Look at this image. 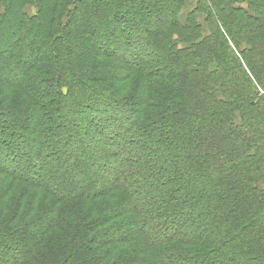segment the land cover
I'll use <instances>...</instances> for the list:
<instances>
[{
  "label": "trees",
  "instance_id": "16d2710c",
  "mask_svg": "<svg viewBox=\"0 0 264 264\" xmlns=\"http://www.w3.org/2000/svg\"><path fill=\"white\" fill-rule=\"evenodd\" d=\"M26 1L0 0V4L7 7L4 14H0V45L7 43L2 34L9 29L18 37L11 43L14 53L11 51L6 59H0V85L3 84L0 89L9 86L24 90L32 99L35 111L46 118V126L57 124L65 133V107L61 102L71 103L75 93L84 97L87 83L75 85L73 76L64 73V67L61 73L57 70L59 80L63 77L61 87L58 81L52 83L54 73L50 62L59 59L51 56L49 43L38 41L37 36H48L52 31L53 21L46 19L51 11L49 8L63 10L71 0H57V6L52 1L43 2L42 16L38 9L35 15L29 16L23 10ZM122 1L77 0L79 5L73 7L80 19L70 25V40L81 35L85 18H113L116 7L119 9L122 5L130 7L136 12L135 16L138 14L141 18V7L135 0ZM185 1L143 0V3L160 7L164 10L162 14H169ZM92 10L97 13L90 12ZM201 13L207 16L204 24L198 22ZM112 18L110 29L120 31L119 23ZM187 20L188 26L181 25L178 17L170 21L176 28L174 31L167 28L165 34H177L179 41H172L175 35L170 38L169 67L160 76L150 73L147 63L140 61L144 56L141 47H133L136 56L131 64L135 69L132 98L135 102L127 109L122 107L129 117L121 126L130 133L129 137L134 134L139 142L154 137L155 142L166 144V147L172 148L170 144L174 143L176 148L172 149L170 162L180 170V190L174 187L168 191L167 201L158 209L152 205L150 196L141 190L146 172L132 179L123 176L122 172L119 177L115 169L114 178L119 177L117 187L123 193L117 198L118 205L122 210L127 208L126 213L131 215L130 228L126 232L132 235L122 240L120 236L110 235L121 223L107 228L113 220H121L120 216H113L115 206L109 208L110 204L101 199L104 196L99 192L93 198L88 196L87 183L71 187L72 179H65L71 173L77 177L68 166L72 157L64 154L62 162H57L58 169L64 166V171L60 172L54 165L53 169H48L46 178L50 175L53 178L50 183L41 179L44 176L40 162L42 149L24 138L28 143L23 146H28L31 155L37 154L29 157L20 148H15V143L3 141L5 150L0 155V264H184L183 261L197 264L195 260L201 264H264V0H200ZM62 25L69 28V21ZM138 25L146 32L145 41L149 47L146 56L151 52L159 55L167 51V43L160 45L157 33L144 30L142 23ZM207 25L212 32L206 33ZM131 37L134 36L131 34ZM184 42L189 44L179 45ZM99 94L93 93V97L85 100L83 114H80L82 120L90 122V116L95 113L99 127H102L101 123L118 125L117 119L105 118L109 117L108 110L113 107L102 103L104 96ZM113 102L121 106L119 101ZM152 103H158L157 108L170 113L164 114L165 118L154 122L152 127L140 128L138 121L148 119L145 109L156 108ZM92 107L96 110L88 113ZM162 115L155 117L159 120ZM136 126L138 130L134 133ZM177 127L180 135L174 131ZM44 128L36 127V133L40 136L46 133ZM3 132L0 129V136ZM119 135H111V141ZM79 161L85 163L83 158ZM123 162L129 164L130 160ZM3 176L7 179H2ZM163 176L162 185L171 186L168 177ZM174 177L171 176L172 180ZM18 182L32 183L25 187L33 191L44 187L51 195L48 198L53 200L48 199L44 206V200L41 204L36 199L17 200L9 194L11 191H1L6 183L14 186ZM43 198L47 199L46 196ZM171 203L179 208L192 207L198 212L189 211L187 219L176 216L161 228V214ZM148 206H152L149 209L151 215L142 222L144 214L139 211ZM132 207L137 208L138 215L133 214ZM197 218L205 221L202 234L187 240L180 238L178 228L186 230ZM109 229L111 232L107 234ZM137 238L145 242L138 248L134 247L140 243ZM125 244L128 247H123ZM177 246L185 252L184 259L180 254H173ZM12 249L18 250L21 258L12 255ZM112 251L122 254H111Z\"/></svg>",
  "mask_w": 264,
  "mask_h": 264
},
{
  "label": "rangeland",
  "instance_id": "374dc122",
  "mask_svg": "<svg viewBox=\"0 0 264 264\" xmlns=\"http://www.w3.org/2000/svg\"><path fill=\"white\" fill-rule=\"evenodd\" d=\"M45 1H52V3L57 6V0H27L26 5L23 7V10L26 11L29 16H33L36 14V9H38L40 15L42 11L41 6ZM54 1H56V3ZM135 1L137 4H139L138 6L141 7L139 9L141 11L140 13H142L141 18L137 17L138 14L137 16H135L136 12L131 10L130 7L126 8L122 5L119 9H117L118 7H116L115 9L116 12L119 11L120 13L114 12V15H112L113 18L111 17L113 21L119 23L120 31L117 29H110L109 21L111 20V18L98 19L96 17L94 19L92 16L87 17L83 20V25L85 27L82 28L83 31H81V35L74 40H70V35L72 33V28L70 25L74 24V22L76 24V22H78V20L80 19V16L75 13L73 7L75 4L77 6L79 5L77 3V0H71L70 3L68 2V6L66 5L67 8L63 10H57V7H50L51 9L49 8V10L51 11L47 16L48 18L46 19L50 20V22L53 21V24H51L52 31L49 32L50 35L48 36L38 35L37 39L40 42L42 41L45 43H49L51 47V56L53 55V58L59 59L52 60L50 62L52 65V71L54 73V77H52V83L58 81L61 87L63 77L62 80H59L57 70H60L61 73L62 67H64V73L71 74L73 76L75 85L78 82L80 84L82 82L87 83V85H85L86 88L84 89V97L81 94L80 96H78V94L75 93V95H73V100L71 103L65 102L64 100V102H61L62 104H64L63 107H65L63 113V122H65L64 126L66 128L65 133H63L61 129L58 128L57 124L55 125L53 123L52 126H46V118L42 117L41 112L35 111L36 107L32 103V99L26 95L24 90L22 91V89L16 88L11 89L9 86L7 87V89H0V94L3 93V95L0 96V129H3L5 131L0 136V155H3L5 150L2 142L7 141L9 143H15V148H20L23 154L29 157H33L34 155L36 156L37 154L34 152V155H31V153H29L26 148L28 146H23V144L26 145L28 143L25 142L24 138H28L31 142L35 143V146L39 148V150L42 149V152L40 154L42 156L40 162L42 164L41 173L42 176H44L41 179L44 178V180L49 182L53 178L51 175L49 176V179L46 178V174L49 172L48 169H53V165L56 169H58L59 166H57V162H62L64 154L72 157L69 159L68 166L70 167V169L74 170V172L77 173V177L73 175V173H71V175H68V177L66 175L65 179H67L68 181H70L69 178L72 179L70 181V183H72L71 187H80L82 185L81 182L84 184L87 183L88 196H92L93 198L96 196V193L98 194L99 192L104 196V198L101 199L103 201L106 200V203L110 204L108 206L109 208H113L115 206L112 209L113 216L118 215L120 216L121 220H113L111 224L107 226V228H110L112 224L116 223H121V225H119V227H116L117 230L113 228L112 232L109 229L107 231V234L111 232L110 235L115 234V237L120 236L122 240L128 239L132 234L131 232H126L127 229L130 228L129 225L131 215L130 213H126L125 210H128L127 208L122 210L121 207H119L117 201L118 196L123 194L118 190L117 187V183H119L118 178L120 177V172H122L123 176H128L132 179H136V177H139L140 174L146 172L147 176L142 180L143 188L141 190L143 194H146L147 197L150 196V198L153 200L152 205L158 209L161 208L162 203H165L167 201L166 194L168 191H171V189L174 187H177L180 190L181 187L179 174L180 170L176 165L170 162V156L171 154H173L172 149L176 148L173 142L170 144L172 148L166 147V144H158L157 142H155L154 137H151V139L147 138V140L139 142L138 140H136V136L134 134L133 137H129L130 133L121 128V126L126 122L127 117H129L127 112L122 110V107H125L127 109V107L129 108L131 106L130 104L132 102H135L132 98L135 87V83H132L133 79L135 80V69L132 68L131 64H134L132 62L135 61L134 57L136 56L133 47L136 45H139L141 47L142 51L144 52V56L140 58V61L147 63V66L149 68V70H147L150 71V73H157V75L160 76L159 74L164 73L166 71V68L169 67V63L167 61L169 53L171 52L169 50V43H171L170 38L175 35L165 34L167 28L173 31L176 28L174 27V25L172 26V22L170 21L173 18L178 17L179 23H181V25L188 26L189 23L187 19L189 17V14H191L192 11L196 9L198 3L200 2V0H187L183 3L182 6H179L177 10L173 9L172 13L170 12L169 14H167L168 12H166L165 14H162L164 10L160 7H151L146 3L144 5L143 0ZM5 6V4H0V14H4L3 12L7 8H5ZM90 12L97 13L96 10H92ZM19 15H22L21 10L19 11ZM40 16H42V13ZM206 19L207 16L201 13L199 15L198 22L204 24ZM66 21H69V28L63 27L62 25ZM140 23H142V25L144 24V30L157 33L156 39L159 40L158 42L160 45H164V43H167L168 48H166V52L159 53V55L151 52L146 56V49L149 50V47L147 46L145 41V38L147 37L146 32L139 28L140 25L138 24ZM44 28L45 30L47 29L46 27ZM206 30V33L212 32L211 27H209L208 25ZM9 31L10 29L6 33L2 34V38H5L7 43L5 42V44L2 43V45H0V51L2 52L0 53L1 60L6 59L5 56H7V54H9L11 51L12 53H14V49H12L13 45L11 43H14L18 37L14 34L16 32L11 33ZM131 34L134 37H131ZM19 35H22V33H19ZM172 41H174L175 43L179 41L177 34L175 35L174 39H172ZM0 42H2V40ZM187 44L189 43H179V45ZM132 48L133 50H131ZM58 55H60V57H58ZM63 59L65 62L63 61V63H61L60 61ZM1 76L2 75H0V79ZM37 77L42 78L46 76L37 75ZM127 78L129 79L126 80ZM74 83L72 84L73 86ZM65 84L68 83L66 82ZM1 85L3 86V84ZM69 86L70 83L68 87ZM93 93H100L99 95L104 96V98H102V103H105L107 107H113V109L110 108L108 110L109 117L105 118H115V120L117 119L118 125H116L119 127V129L121 128L122 130H118V127L114 123H112V126L101 123L102 127H99L96 124L97 116L95 113H93L96 110L95 107L90 108V111L88 112L93 113L90 116L91 119L88 118L90 119V122L82 120L83 118L80 115L83 114L82 107L85 105V100L89 99V96H94ZM107 95L112 96L111 99L110 97L106 98ZM68 98L71 99L72 96L69 95ZM129 100L132 101L128 102ZM113 101H119L118 103L121 104V106L117 105L116 103L114 104ZM26 103L29 104L26 105ZM153 103L152 105L156 107L158 106L159 102L156 104ZM66 106H68L67 109ZM75 111L77 112L76 115L74 114ZM144 113L145 115H148V119L138 121L139 123L141 122L139 124L140 128L145 126H148L149 128L152 127V125H154V122H161L164 114L170 112H167L166 109L160 110L156 107L149 110L145 109ZM156 114L163 115L161 117H158L159 120H157L155 117ZM151 115H153V117H151ZM36 127L38 129L45 127L44 129H46L47 132L40 136L39 133H36ZM160 129L163 130V128ZM137 130L138 129L136 126L134 133H136ZM156 130H159V127H156ZM174 131L175 133H179L178 135H180V129L178 127L174 128ZM110 133L111 135L115 133H119L120 135L119 137H116L114 141H111L113 139L112 136L109 135ZM168 135L170 134L168 133ZM16 141L18 143H16ZM28 145L30 146V144ZM67 145L69 146L68 148L66 147ZM80 150L85 151V154L83 151L80 152ZM151 154H153V156ZM79 158H83V160L87 164H81ZM127 159L130 160L129 164L123 162ZM159 166L162 168H158ZM61 167V170H59L60 168L58 169L60 172L64 171V166ZM115 169H117V171L119 172V177H117V180L116 178H114L116 172ZM163 174V177H168V181L171 186L168 187L167 184L162 185L161 176ZM171 176H175V180H172ZM3 177L4 178L2 179H7L5 178L6 176ZM35 180L37 179H34V181ZM25 184L31 185L32 183L18 182L14 186H11L10 183H6L4 187H2L1 191H4V189L6 193L11 191L9 194L13 195L17 200L36 199L38 201V204H41L44 200V206L47 205L48 199L53 200L52 197L48 198L51 195L45 192L43 186L41 190L36 189L35 191H33L25 187ZM44 196H46L47 199H44ZM145 199L147 198L145 197ZM27 204L28 203H25V205ZM175 204L178 203L176 202ZM150 207L152 206H148V209L146 208L139 211V214H144L142 222L144 220H148L149 216L151 215L149 214ZM176 207L177 205L175 206L173 203H171L170 206L166 207L168 208L167 210L165 208V212L161 214L163 216L162 222L164 223L161 224V228L166 226L165 224L168 220L170 221L176 216L180 215L181 217H184V219H187L189 211H193L194 214L198 212L192 207ZM137 211V208L132 209V212L135 215L137 214ZM112 213L109 215H112ZM138 226H142L141 222ZM204 226L205 221L203 219L197 218L195 222H193L192 226L186 227V230L178 228L180 238L185 237V239L187 240L194 235L200 236L202 234V228H204ZM139 227L138 229H140ZM189 233L190 236H188ZM134 234L135 233H133V236ZM137 237L139 236L137 235ZM137 239L140 240V243L135 244L134 247L138 248V246L144 245L145 242H142L140 238ZM126 246L127 244H125L123 247L126 248ZM179 248L177 246V249L173 252V254H180L181 259H184L186 256L185 252L182 253V248ZM11 253L12 255H15L17 259L21 258L18 250L12 249ZM111 254L117 255L122 253H119L118 251H112ZM195 261L197 262V264H201L198 260ZM183 263L192 264L191 261H183Z\"/></svg>",
  "mask_w": 264,
  "mask_h": 264
}]
</instances>
